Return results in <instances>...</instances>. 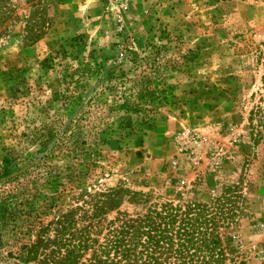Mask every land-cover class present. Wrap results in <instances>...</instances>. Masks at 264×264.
Instances as JSON below:
<instances>
[{"label":"rangeland","instance_id":"rangeland-1","mask_svg":"<svg viewBox=\"0 0 264 264\" xmlns=\"http://www.w3.org/2000/svg\"><path fill=\"white\" fill-rule=\"evenodd\" d=\"M10 4L0 34V256L21 230L6 212L20 216L21 199L39 212V193H53L49 171L60 185L43 210L48 234L112 189L105 220L143 212L138 194L145 206L190 207L228 240L224 264H264V0ZM47 132L64 133L49 167L30 174L38 193L13 195L4 181Z\"/></svg>","mask_w":264,"mask_h":264},{"label":"trees","instance_id":"trees-1","mask_svg":"<svg viewBox=\"0 0 264 264\" xmlns=\"http://www.w3.org/2000/svg\"><path fill=\"white\" fill-rule=\"evenodd\" d=\"M11 1L0 0V34L8 29L12 20ZM124 76L121 71L118 78L125 79ZM141 93L135 99L139 100ZM72 98L75 103L81 101L80 94ZM128 103L123 100L121 105ZM71 122L72 118L66 127ZM63 133L53 136L47 132L38 144L37 156L22 164L15 175L7 177L4 182L15 185L13 195L23 196L31 189L37 192L39 177H30V174H34L36 168L49 167L47 159L53 146L63 140ZM45 173L43 182L53 188V193L50 198L39 193L36 200L45 203L39 204V212L33 216L30 203L21 199L20 216L9 211L4 216L7 220L15 218L16 223L21 217V230L4 244L6 252L0 256L2 264H224L226 255L231 252L228 240H220L216 226H206L209 220H200L198 212H193L196 218L192 217L194 209L188 207L187 213H179V209L170 204L154 202L145 206L142 194L136 196L135 203L145 208L143 212L127 215L116 211L112 219L105 220V212L116 203L117 190L112 189L90 196L87 208L80 214L60 216L48 234L50 223H44L43 210L58 198L56 185L60 184L51 180V172ZM56 178L57 175H53V179ZM1 210L4 214L10 207L3 204Z\"/></svg>","mask_w":264,"mask_h":264}]
</instances>
